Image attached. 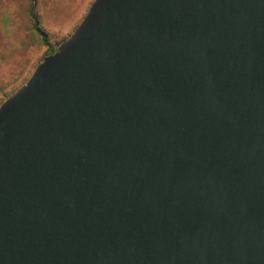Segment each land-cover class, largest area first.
Returning <instances> with one entry per match:
<instances>
[{
    "label": "water",
    "instance_id": "95a60500",
    "mask_svg": "<svg viewBox=\"0 0 264 264\" xmlns=\"http://www.w3.org/2000/svg\"><path fill=\"white\" fill-rule=\"evenodd\" d=\"M0 264H264V0H95L0 107Z\"/></svg>",
    "mask_w": 264,
    "mask_h": 264
},
{
    "label": "rangeland",
    "instance_id": "374dc122",
    "mask_svg": "<svg viewBox=\"0 0 264 264\" xmlns=\"http://www.w3.org/2000/svg\"><path fill=\"white\" fill-rule=\"evenodd\" d=\"M37 1L41 23L57 50L75 33L95 0ZM25 2L0 0V105L30 80L36 66L49 54L31 28ZM22 14L27 20L25 29Z\"/></svg>",
    "mask_w": 264,
    "mask_h": 264
},
{
    "label": "trees",
    "instance_id": "16d2710c",
    "mask_svg": "<svg viewBox=\"0 0 264 264\" xmlns=\"http://www.w3.org/2000/svg\"><path fill=\"white\" fill-rule=\"evenodd\" d=\"M38 1L37 0H26V9H27V14H28V20H29V22L31 23V28L33 29V31H34V33L38 36V39L40 40V41H42V43L45 45V46H47L48 47V49H49V54L46 56V57H48V56H50V55H53L57 50L56 49H54L53 48V45H52V43H51V40H50V38H49V35L47 34V32L45 31V29H44V27H43V25H42V23H41V20H40V16H39V13H38V3H37ZM94 2V1H93ZM93 2H92V4H93ZM91 6L92 5H90V7H88L89 9H88V12H89V10H90V8H91ZM26 13V12H25ZM21 16H23V19H24V29L26 28V17H24L25 15H21ZM29 35V34H28ZM31 38V37H30ZM45 59V58H44ZM43 59V60H44ZM42 60V61H43ZM41 61V62H42ZM40 64H38L37 66H36V69H37V67L39 66ZM0 66H1V64H0ZM19 90V89H18ZM18 90H16L15 92H13L12 94H10V95H7V97H6V99L4 100V102L6 101V100H8L12 95H14ZM3 105V102H2V104L0 105V107Z\"/></svg>",
    "mask_w": 264,
    "mask_h": 264
}]
</instances>
